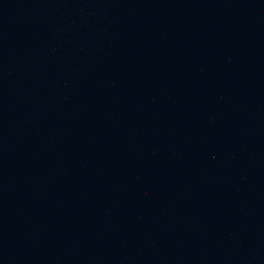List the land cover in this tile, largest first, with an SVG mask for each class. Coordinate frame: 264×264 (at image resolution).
Here are the masks:
<instances>
[{
    "label": "water",
    "instance_id": "obj_1",
    "mask_svg": "<svg viewBox=\"0 0 264 264\" xmlns=\"http://www.w3.org/2000/svg\"><path fill=\"white\" fill-rule=\"evenodd\" d=\"M0 264H264V0H0Z\"/></svg>",
    "mask_w": 264,
    "mask_h": 264
}]
</instances>
